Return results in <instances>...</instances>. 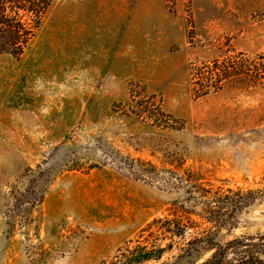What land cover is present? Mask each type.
I'll return each mask as SVG.
<instances>
[{
  "label": "rangeland",
  "instance_id": "obj_1",
  "mask_svg": "<svg viewBox=\"0 0 264 264\" xmlns=\"http://www.w3.org/2000/svg\"><path fill=\"white\" fill-rule=\"evenodd\" d=\"M261 64L264 0H55L0 56V264L264 260ZM195 237L214 248L181 256Z\"/></svg>",
  "mask_w": 264,
  "mask_h": 264
},
{
  "label": "trees",
  "instance_id": "obj_2",
  "mask_svg": "<svg viewBox=\"0 0 264 264\" xmlns=\"http://www.w3.org/2000/svg\"><path fill=\"white\" fill-rule=\"evenodd\" d=\"M54 3L55 0H0V56L6 55L15 59L22 56L38 30L42 19ZM215 65L218 66V64ZM261 67L262 70L258 72L257 77L263 80L264 64H261ZM231 69H235L232 63L229 61L224 62L220 71L212 74L215 75L217 82L220 83L222 80L232 77ZM206 192L210 193V191ZM227 192L234 193L238 200L233 202L226 195L223 199L219 198L216 202L220 209H227L230 206L234 211H240L248 207L252 203V199L249 196L255 193L252 190L233 192L230 189ZM212 219L214 218H209L208 221L218 223L217 220ZM156 222H162L164 225L162 227L164 235L170 234L176 237H182L191 224L193 225L191 228L194 227L193 222H185L183 218L179 217L166 218L163 221L159 219ZM187 245L188 247L181 251V256L193 257L200 253L202 249L214 248L211 240H207L205 237H195ZM164 252L165 249L163 248L154 252L147 250L145 247H137L125 258V264H141L147 260H159ZM258 252L264 255V249H259ZM203 264H225L224 254L216 251ZM235 264H264V260L258 257H242L237 259Z\"/></svg>",
  "mask_w": 264,
  "mask_h": 264
}]
</instances>
